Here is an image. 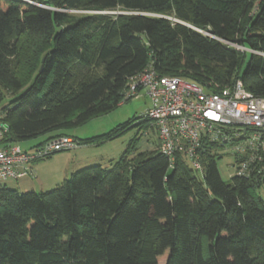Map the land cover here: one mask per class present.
<instances>
[{"label":"trees","instance_id":"trees-1","mask_svg":"<svg viewBox=\"0 0 264 264\" xmlns=\"http://www.w3.org/2000/svg\"><path fill=\"white\" fill-rule=\"evenodd\" d=\"M147 66L264 97V0H0V146L69 137L114 111ZM134 121L73 139L95 145ZM139 140L110 170L83 168L54 190L0 188V264H264V167L245 156L248 174L225 183L216 162L228 146L212 142L199 174Z\"/></svg>","mask_w":264,"mask_h":264},{"label":"built area","instance_id":"built-area-1","mask_svg":"<svg viewBox=\"0 0 264 264\" xmlns=\"http://www.w3.org/2000/svg\"><path fill=\"white\" fill-rule=\"evenodd\" d=\"M141 90L149 101L144 115L157 133V149L170 161L182 154L190 167L201 174L202 156L216 142L228 146L238 156L234 166L237 176L248 174L245 156L253 157L259 170L264 167V97L248 92L241 81L211 93L178 77L159 76L147 66L129 80L121 104L129 97H138ZM6 132V125L0 123V142ZM226 132L232 140L224 137ZM80 147L71 137L48 141L32 152L18 145L0 146V182L32 176L33 162Z\"/></svg>","mask_w":264,"mask_h":264},{"label":"rangeland","instance_id":"rangeland-1","mask_svg":"<svg viewBox=\"0 0 264 264\" xmlns=\"http://www.w3.org/2000/svg\"><path fill=\"white\" fill-rule=\"evenodd\" d=\"M23 46L25 48L30 47L31 50L34 49L37 55L41 52V43L38 40L36 42L30 40L28 44L25 41ZM139 94L138 97L132 98L129 102L120 104L114 111L93 118L81 126L66 132L68 135L79 140L93 139L96 141L117 127L135 120L122 134L111 139L99 141L95 145L81 146L77 150L59 152L53 154L50 158L35 161L31 164L33 177L28 176L20 179L18 182L13 180L1 181L0 188L6 185L18 191V185H25L28 191H22L21 187V192H47L58 188L73 173L83 168L100 166L102 169L110 170L135 137L140 138L137 146L140 152L153 151L157 144L155 133L150 128H146L144 124L137 125L141 123L140 119L149 107V101L144 95V90H141ZM38 139L40 138L21 142L18 146L22 147V149H27L35 144ZM39 147L41 145L31 147L30 152ZM219 154L220 159L216 162L218 174L223 182L229 183L235 174L232 149L225 147L219 150ZM257 197L264 203L263 187L257 191ZM159 264H166V260H160Z\"/></svg>","mask_w":264,"mask_h":264},{"label":"crops","instance_id":"crops-1","mask_svg":"<svg viewBox=\"0 0 264 264\" xmlns=\"http://www.w3.org/2000/svg\"><path fill=\"white\" fill-rule=\"evenodd\" d=\"M66 135L67 136H69V137H72V138H74L73 136H71V135H68L67 133H66ZM48 137H50V136H46V137H42V138H40V139H38V141L35 143V144H33L31 147L33 148V147H35V145L36 146H38V145H40L42 142H44L45 140H47L48 139ZM76 139V138H75ZM31 147H29V148H27V149H23L24 151H30L31 150ZM22 148V147H21ZM32 177H33V174H32ZM19 181V180H18ZM18 181H16V182H18ZM40 184V183H39ZM41 185V184H40ZM6 186V185H5ZM8 187V186H7ZM22 187V189H20ZM17 189H18V191H20L21 192V190L22 191H28L27 189V186H25V185H22V186H20V185H18L17 186Z\"/></svg>","mask_w":264,"mask_h":264}]
</instances>
